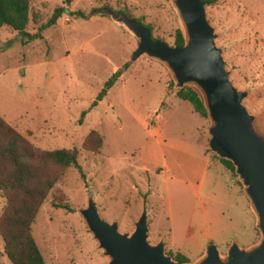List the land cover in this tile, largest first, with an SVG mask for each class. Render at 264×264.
I'll return each mask as SVG.
<instances>
[{"label":"rangeland","instance_id":"374dc122","mask_svg":"<svg viewBox=\"0 0 264 264\" xmlns=\"http://www.w3.org/2000/svg\"><path fill=\"white\" fill-rule=\"evenodd\" d=\"M103 4L126 8L151 25L153 37L175 44L180 24L170 0H31L25 33L0 27V115L35 146L79 152L82 174L65 170L31 226L44 264H107L80 213L89 197L122 232L134 229L145 206L147 239H162L167 253L190 263L209 242L222 255L232 240L256 243L242 183L208 147V117L175 95L164 64L146 54L130 61L137 38L117 22L120 14L63 12L41 27L57 6L89 12ZM206 16L229 78L247 92L242 103L264 135V0H218L206 5ZM110 77L112 86L91 105ZM90 130L102 136L97 152L82 147ZM4 204L0 194V212ZM0 264H12L1 236Z\"/></svg>","mask_w":264,"mask_h":264},{"label":"water","instance_id":"95a60500","mask_svg":"<svg viewBox=\"0 0 264 264\" xmlns=\"http://www.w3.org/2000/svg\"><path fill=\"white\" fill-rule=\"evenodd\" d=\"M170 1L180 24L181 45L152 39L146 26L118 15L117 22L137 38L130 61L146 54L164 64L175 87H195L209 119L208 147L232 163L260 238L248 247L232 240L224 255L209 242L190 263L167 253L162 239L154 243L147 239L145 206L131 232H122L115 221L102 219L92 197L80 213L98 246L108 255L107 264H264V135L254 128V115L242 103L247 92L233 85L225 69L221 48L215 43L216 35L206 16V4L203 0Z\"/></svg>","mask_w":264,"mask_h":264},{"label":"trees","instance_id":"16d2710c","mask_svg":"<svg viewBox=\"0 0 264 264\" xmlns=\"http://www.w3.org/2000/svg\"><path fill=\"white\" fill-rule=\"evenodd\" d=\"M31 0H0V27L6 25L20 34L30 20ZM218 0H203L206 5H212ZM69 5L71 0H63ZM64 5L55 7L51 16L41 27L54 24L57 18L67 12L70 15L87 18L91 14L104 10L110 15L121 14L130 20L146 26L151 34V25L143 23L141 18L133 16L126 8H113L109 4L92 7L89 12L68 10ZM179 28L175 30L174 43L183 44ZM113 77L108 78L91 105L102 99L107 89L113 84ZM175 95L187 100L194 111L205 116V108L199 94L191 87L183 86L175 91ZM86 111H82L84 115ZM102 145V136L95 130H90L82 141V147L97 152ZM78 149L56 148L42 149L33 145L22 133L17 131L0 115V194L5 198V204L0 212V236L3 241V251L12 264H44L43 256L33 237L31 226L35 216L65 170L76 167L82 174L78 163ZM233 172L232 163L219 158ZM54 205L68 208L67 204L53 202ZM173 257L187 261V257L176 252Z\"/></svg>","mask_w":264,"mask_h":264},{"label":"crops","instance_id":"0c3cea01","mask_svg":"<svg viewBox=\"0 0 264 264\" xmlns=\"http://www.w3.org/2000/svg\"><path fill=\"white\" fill-rule=\"evenodd\" d=\"M235 185L236 186H235L234 190L239 194L240 188H239V186H237V184H235Z\"/></svg>","mask_w":264,"mask_h":264}]
</instances>
